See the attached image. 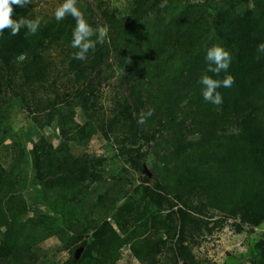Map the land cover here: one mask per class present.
Listing matches in <instances>:
<instances>
[{"label": "trees", "instance_id": "16d2710c", "mask_svg": "<svg viewBox=\"0 0 264 264\" xmlns=\"http://www.w3.org/2000/svg\"><path fill=\"white\" fill-rule=\"evenodd\" d=\"M83 1L87 22L107 30L85 61L72 58L75 20L41 18L39 0L13 5L12 19L40 20L35 35L0 33V150L10 154L8 169L0 161V264H39L41 252L119 264L125 248L138 264H201L190 246L216 228L264 224V0H127L124 13ZM214 45L231 64L207 75L235 78L217 89L221 105L198 82ZM12 103L35 128L28 149L3 147ZM94 137L114 150L109 178L104 157L73 152ZM254 248L249 264H264V241Z\"/></svg>", "mask_w": 264, "mask_h": 264}, {"label": "rangeland", "instance_id": "374dc122", "mask_svg": "<svg viewBox=\"0 0 264 264\" xmlns=\"http://www.w3.org/2000/svg\"><path fill=\"white\" fill-rule=\"evenodd\" d=\"M88 1L91 4L92 0ZM185 1L191 0H183L182 3L184 4ZM62 2L63 0H39V16L42 18L45 15H51L55 8ZM104 2H107L110 8H118L120 12L123 13L125 12L124 10L127 9V0H104ZM83 4H85L83 0H77V7L82 12ZM58 60L59 59L55 57L56 63H58ZM111 82H113V80H110L108 84ZM71 87L73 86L69 84L64 94L72 91ZM110 94V88L107 85L102 89L101 102L104 110H108L106 106L109 103ZM5 109L1 117L5 129L2 133L3 147H8L13 141H17L28 149L30 143L36 139L34 133L35 128L30 118L24 114L21 107L16 103H12ZM109 144L108 141L94 137L86 146H74L73 152L74 154H82L84 150L90 149L94 152L97 159L104 157L108 161L104 168L105 177L109 178L114 174V170L117 168L112 160L114 150ZM0 161L3 163L4 167L8 169L10 154H6V151L0 150ZM25 193L24 196H28V192ZM25 201L28 202L27 199H25ZM27 215L29 217L31 214L28 213ZM260 239L264 241V224L256 230L244 229L241 232H237L229 221L224 223L222 228H216L211 234L206 235L201 243L196 246H190V248L191 253L201 264H249L250 260L256 258L257 252L254 246ZM128 255V249L125 248L122 251V258L119 264H138L135 260H130ZM39 256L42 258L39 264H62L69 259L70 254L64 252L58 256H52L49 252L43 256L41 252Z\"/></svg>", "mask_w": 264, "mask_h": 264}, {"label": "clouds", "instance_id": "9594fccd", "mask_svg": "<svg viewBox=\"0 0 264 264\" xmlns=\"http://www.w3.org/2000/svg\"><path fill=\"white\" fill-rule=\"evenodd\" d=\"M31 3L32 0H0V33L8 29L11 35L15 36L19 34L21 28H26L28 30L26 35H35L40 25L38 18L28 19L21 17L18 21L12 19L14 12L13 5L24 8ZM69 15L75 20L71 47L77 49V51L73 53L72 58L85 61L88 58L89 51L94 50L97 43L103 44L105 42L107 30L105 27H97L94 29L77 7V0H63L54 10V17L57 22ZM94 35L96 36L95 40L92 39ZM257 52L264 53V43L257 45ZM205 59L208 66L206 72L201 75L198 81L203 86V99L205 102L221 105L223 103V97L217 89L221 87L230 88L235 83V78L231 74H227L223 79H214L207 75V72H211L216 76H219L222 71L227 73L231 64V55L223 47L214 45L207 49ZM153 112L154 110L149 109L147 113H141L137 121L138 124L143 125L146 123V119Z\"/></svg>", "mask_w": 264, "mask_h": 264}, {"label": "water", "instance_id": "95a60500", "mask_svg": "<svg viewBox=\"0 0 264 264\" xmlns=\"http://www.w3.org/2000/svg\"><path fill=\"white\" fill-rule=\"evenodd\" d=\"M143 174L146 175V176H148L149 178L151 177V174L147 170V168L145 167V165L143 166ZM83 249L84 248L82 246L76 249V251L74 252V256H73L74 257V262H77L78 261L80 255H81V253L83 251Z\"/></svg>", "mask_w": 264, "mask_h": 264}]
</instances>
